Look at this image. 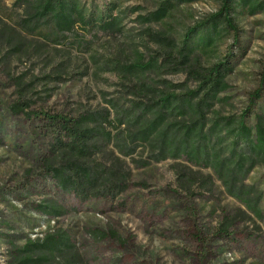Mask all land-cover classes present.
<instances>
[{
    "label": "rangeland",
    "instance_id": "1",
    "mask_svg": "<svg viewBox=\"0 0 264 264\" xmlns=\"http://www.w3.org/2000/svg\"><path fill=\"white\" fill-rule=\"evenodd\" d=\"M82 1L104 12L108 2ZM161 1L124 0L120 35L76 29L67 38L49 39L44 31L25 35L13 30L21 10L13 6L15 0H0V264H11V252L25 241L42 240L59 230L68 233L84 264H264V163L246 180L262 192V220L226 196L217 182L211 191L184 192L177 186L171 160L139 168L131 161L139 154L124 158L108 146L93 160L129 172L127 189L114 199L85 202L63 192L45 169L50 127L42 113L74 119L102 109L105 100L127 101L117 75L98 69L102 62L123 57L128 62L125 59L133 60L135 50L144 60L162 55L163 49L148 40L146 29L177 41L220 6V0H199L174 8L159 22L137 20ZM134 7L139 10L131 11ZM232 16L237 32H222L199 57L205 66L234 54L228 88L220 94L224 100L215 107L223 115H238L248 106L264 73V10L250 15L237 7ZM9 29L14 31L11 41ZM17 39L22 44L15 49ZM142 75L186 81L184 72ZM21 102L28 107L13 113L11 107ZM253 111L264 115V91ZM46 202L67 213L58 218L39 213L37 206ZM240 211L248 216L236 218L225 235L219 233L224 215ZM97 232L105 237H96Z\"/></svg>",
    "mask_w": 264,
    "mask_h": 264
},
{
    "label": "trees",
    "instance_id": "2",
    "mask_svg": "<svg viewBox=\"0 0 264 264\" xmlns=\"http://www.w3.org/2000/svg\"><path fill=\"white\" fill-rule=\"evenodd\" d=\"M197 1L162 0L153 11L136 18L141 24L159 22L174 8ZM123 3L124 0H108L104 12L88 7L82 0H15L13 6L22 15L13 30L25 35L44 31L43 36L49 39L67 38L76 29L117 36L123 32ZM237 7L253 15L264 10V2L220 0L216 13L186 29L177 41L146 29L148 40L163 49L162 55L144 60L135 50L133 60L125 59L128 62L124 57L105 59L98 69L117 75L129 96L127 101L105 100L102 109L74 119L42 113L50 127L45 169L56 186L81 202L98 197L114 199L123 193L130 180L129 172L93 160L111 146L124 158L145 155V159H131L139 168L173 161L177 186L186 193L192 194L194 188L211 191L217 182L226 196L262 220V192L246 180L255 166L264 163V115L253 111L264 91V73L260 86L248 97V106L238 115H223L215 107L224 100L220 94L228 88L226 78L233 70L234 54L229 52L205 66L199 60L222 32H237L232 16ZM9 30L11 41L14 31ZM21 44L17 39L15 49ZM145 72H184L186 81L148 79V75H142ZM187 82L193 86L187 87ZM27 107L21 102L11 109L17 114ZM37 210L51 218L67 213L54 202L40 204ZM245 216L244 211L224 215L219 233L225 235L236 218ZM95 235L105 237L100 232ZM11 254V264H84L68 233L62 230L42 240L25 241Z\"/></svg>",
    "mask_w": 264,
    "mask_h": 264
}]
</instances>
